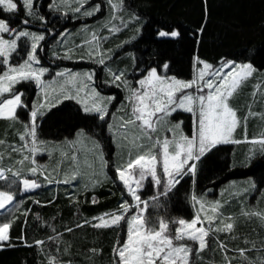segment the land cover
Returning a JSON list of instances; mask_svg holds the SVG:
<instances>
[{
	"label": "trees",
	"instance_id": "trees-1",
	"mask_svg": "<svg viewBox=\"0 0 264 264\" xmlns=\"http://www.w3.org/2000/svg\"><path fill=\"white\" fill-rule=\"evenodd\" d=\"M16 2L18 10L13 13L0 11V19H5L16 31L26 29L42 33L45 39L38 45L41 65L52 62L54 68L63 66L56 57L69 54L61 53L57 48L50 51L55 45V38L69 28L99 19L107 8V0H92L91 4L99 2L101 8L96 16L87 18L81 12L72 10V14L68 13L65 5L59 9L51 8L50 5L58 0H35V15L29 16L22 0ZM116 2L119 5L117 22L121 30L112 36L107 46L113 56L112 61L117 63V67L125 68L126 75L140 78L151 68H157L160 75L189 80L198 60L213 67L225 61L251 63L257 71H264V0ZM161 31H176L179 35L175 38L160 37L158 33ZM28 52L29 42L22 38L10 63L15 65L22 62ZM49 56L53 57L50 61ZM165 63L168 64L167 70L162 67ZM79 64L66 65L77 67ZM25 86L29 91L23 103L28 110L35 91L33 84L22 82L15 89ZM117 91L121 95L120 90ZM8 97L10 95L5 94L0 99ZM262 98L250 105L252 85H247L231 98V107L240 121L235 140L238 143L216 146L199 161L190 162L189 165L197 164L195 173L187 174L186 165V174L177 176L173 186L166 184L155 187L152 182H144L145 190L141 193L145 197L141 201L157 199L160 217L170 228L177 225L179 218H192L193 211L189 203L192 192L201 194L232 179L248 177L254 180L257 189H264V151H261L259 143L251 142L264 139ZM249 106L250 111L245 117ZM26 115L27 111L18 109V117L22 116L27 121ZM6 122V119L0 120V129L3 130L0 142L8 147L19 142L22 124L17 122L13 128H9L4 127ZM38 123V139L50 144L69 140L78 131L99 139L92 130L93 125L99 124L105 139L103 148L107 152L106 177L93 188L81 189L72 184L58 183L56 186L52 184L50 189L17 196L20 201L17 209L8 217L0 216V222L11 223L9 239L0 242L3 245L0 247V264H49L50 255L56 258L57 264H117L114 248L118 241H124L125 222L110 227L93 226L100 223L99 218L109 217V213L122 212L121 205L125 202L132 204L116 175L111 156L114 147L110 136L105 133L106 122L99 123L96 115L83 113L76 103L67 100L39 117ZM244 130L247 131L245 139L241 137ZM1 152L5 154L7 150ZM56 158L53 155L49 159L50 163H56ZM36 179L43 182L39 177ZM232 221L237 223V220ZM260 226L258 222L243 225L242 231L238 229L232 232L234 236L237 234L235 241L229 240L225 234L210 236L208 247L198 254L193 252L190 264H226L225 260L230 261V264H243V260L231 257V253L237 254L240 249L247 250L251 262L258 263L259 258L264 256V238L260 239ZM52 237L55 239H50ZM36 241L44 243L37 245ZM221 244L229 248L226 247L225 251Z\"/></svg>",
	"mask_w": 264,
	"mask_h": 264
},
{
	"label": "rangeland",
	"instance_id": "rangeland-1",
	"mask_svg": "<svg viewBox=\"0 0 264 264\" xmlns=\"http://www.w3.org/2000/svg\"><path fill=\"white\" fill-rule=\"evenodd\" d=\"M91 1L92 0H88V2L81 7V5L79 4V0H65V2L61 4V6H67L69 11L68 13L70 14H72V10L75 11V8L81 7L80 12L82 16L88 18L96 16L99 11L95 12V14L92 16L83 15L84 11H91L96 5H99L101 8V4L99 2H94L91 4ZM74 4H76V7ZM114 4L118 5L116 0H111V2L110 0H107L106 11H104L99 19L94 20L93 22L86 25H77L73 28H69L68 31L61 33L55 38V45L51 47L50 51L52 52V50L57 48V50H59V52L61 53H69L56 57L58 63L63 64V66L54 68L53 65L55 64L52 62L41 65V58L38 54L37 48L39 63H34L33 66L36 68L48 69V71L42 77V80L45 82V87L42 90L39 86H37L35 81L29 82H31L35 88L31 106L37 104L38 102L43 103L45 96L49 98L59 97L61 101L60 103L67 100L73 101L79 106L83 113L96 115L99 119V123L104 121L106 122L105 133L110 136L112 145L114 147L111 156L113 157L116 175L119 179V172L117 171L118 168L119 170L125 172L126 177L131 175L133 177L132 187L136 191V194L140 197L139 201L133 200L131 194L127 190V187L123 184V181L119 179L123 184L132 203L129 205L130 211L128 213H123V211L119 213L125 216V240L127 232L126 221L130 219L132 215H139L146 221L145 230L147 229L149 224H155L157 226V230H159L158 224L163 220L159 214V202L157 201V199L153 200L152 198L141 201V198L145 197L142 194L145 190L144 182H152L153 186L157 187L168 184L167 182L169 177L163 173L162 163L158 162L157 179L160 180V183L157 184L156 181L151 178V176H146L143 181H140V187L137 188L135 181L139 180L138 169H127L126 167L127 163L131 159H134L136 155L143 154L145 151H148V145L151 143V141H149L148 138L145 137L139 129L138 125L141 122L137 121L135 125L125 123L129 119H134V117H132V103L128 99L130 93L122 81L126 80L128 82V85L132 89H139L140 85L138 81L144 78L147 73L144 77L140 78L126 75L125 68L117 67V63L112 61L113 56L110 53V49L107 45L110 43V39L112 38V36H114L121 30L117 22L118 8H113ZM114 28L117 30H113ZM36 34L43 35L42 33ZM2 38L10 40L13 38V34H2ZM28 42L30 51L31 42L29 40ZM78 55L80 56L79 58L76 57ZM101 57L104 59L103 64L97 62ZM51 58L53 57L49 56L48 60L50 61ZM2 59L3 58H0V61H2ZM67 63L80 64L77 67H72L67 66ZM223 63L224 62H222L221 64ZM221 64L213 67V69L219 68ZM10 65L13 64L10 63ZM7 67L8 66L0 63V74H2V72L6 70ZM202 67V63H196L194 74L191 79L183 81L189 82L197 78L198 70ZM229 71H231L230 68L226 67L223 69L224 73H227ZM60 72H72L81 74L91 73L93 79L92 81H87L86 79H84L83 82H81L82 78L78 77L76 81L73 82L71 81V77L67 75L64 77L58 76L57 73ZM113 74H123L122 80L113 83ZM233 75H235V72H233ZM209 78L210 77H206V79ZM230 79L231 77H229V80ZM253 80L257 82H254ZM200 83L202 84L203 82ZM18 84H16L14 88ZM85 85H87V87H85ZM117 85H119V87ZM247 85H252V102L250 103V105H254L256 100H258L260 97H263L262 102L264 105V71H254L251 76L240 83L239 87L235 90L233 95L236 93H240L241 90H244V87H246ZM81 88H83L84 90L78 92V90ZM92 89H95V91L98 92L101 97L105 98V103H107V98H113L111 99L110 103H107L108 113L103 120L99 118L98 113L85 112L83 110L84 104L82 103V101L86 100L88 104L91 105V103H93V101L96 99V97H94L91 93ZM117 90H120L121 95H119ZM17 91L23 93V102V99L28 94L29 88L25 86V88H20ZM185 91L195 93L196 87L194 86L192 89H186ZM204 91L207 92V89H204ZM5 94L10 95V97L8 98H11L12 96V94L10 93ZM66 95L74 96L75 98H65ZM233 95L229 98V104L231 102V98H233ZM60 103H58L56 106H58ZM250 107L251 106H249L245 117L248 116ZM18 109L20 108H17V112ZM22 109L25 112L27 111V121L23 120L22 116L18 117V119L16 120L0 117V120H7L4 127L9 126V128H13L14 125H17V122H20L22 124V131L18 135L19 142H17V144H13L12 146L7 147L5 144L0 142V150H7L5 154L0 151V173H2V175H0V191H10L13 195V201L11 203H6L4 209H0V216H10V214H12L19 206L20 201L19 199H17V196L22 195V181L25 178L29 180H36L38 183H40L41 187L37 190L39 191L40 189L45 190L47 188H52V184L53 186H56L58 183H64L63 181L66 178L69 180L68 184H72L73 187H78L81 189L89 187L93 188L106 177L105 166L107 163V152L103 148L105 139L102 136L101 129L98 127L99 124L92 126V130L98 134L99 139L92 138L83 131H78L69 140H62L53 144L38 139L39 141H42L44 143V150L38 151L36 154H30L28 147H25V145L30 146V138L25 137V140L23 141L20 139V137L25 133V125L31 124L30 109L27 110L26 107ZM50 109L45 106L42 111L46 113ZM177 123H179L180 128L176 131L182 132L183 135L191 138L194 132V117L191 113L185 112L182 109H177V111L171 113V115L167 117V120L165 122H162L157 126V132L151 133L152 140L160 141L161 145L164 139L171 140L174 133L172 131H169V129H171L172 126ZM110 125H112L111 128L109 127ZM122 125H124V127H121ZM238 125L232 134V139L234 141L237 138ZM0 128H2L1 125ZM2 132L3 130L0 129V134ZM80 133H83V136H80ZM246 136L247 131L244 130L241 137L245 139L247 138ZM1 139L3 140V138ZM93 142H95V145H98L99 147L96 148ZM251 142L253 144V141ZM16 149H19L20 151H16ZM172 150L173 148L170 147V152ZM53 155L57 156L56 163H50L49 161V159L52 158ZM25 156L28 157V160H24L23 163H19V161L23 160ZM73 156L76 157L75 161L71 159ZM253 157L254 155L251 156V158ZM32 160H35V164L31 163ZM190 162L193 161H189V163ZM30 167H37V173L35 175H32L30 173ZM38 177L41 178L43 182H39L36 179ZM46 177H48V179H46ZM176 177L177 175L175 174V172H173V183L169 186L174 185L177 180ZM49 180H51L52 182L50 183ZM37 191L28 192L27 194H33ZM193 197H195L196 199L194 200ZM189 203L193 211L192 218L189 220L185 218H179L177 225L174 228H170L169 226L173 234L175 232V228L180 227V219H184L186 223H190L192 219L197 218L198 214L199 221L196 225L197 228L203 226L207 229L209 221L205 219V217L213 218L211 221L213 228L210 230L209 236L205 238L207 241V247L209 244L210 236L213 237L216 236V234H225L226 236H228L229 240L235 241V236H237V234L235 236L234 234L232 235L233 231L237 232L238 229L239 231H242L243 225H254V223L256 222L261 224L260 227L262 230H260V239L264 238V189H257L255 182L251 177L243 179H232L222 186L209 188L201 194L192 192L189 198ZM214 205L219 206L214 210ZM245 213L254 214L246 215ZM104 219L111 220L112 217L109 216ZM232 220H237V223L233 222ZM229 223L232 224L231 230H217L218 228L224 229ZM237 225H239L240 227L238 228ZM188 243L191 244L192 242L189 241ZM192 246L194 248L193 252L194 254H196L195 249L199 246L198 244H193ZM225 246L228 247L227 245ZM204 249H206V247ZM262 252L264 253V250ZM236 253L237 254L231 253V257L243 260V264H249V262H251V258L249 257L247 251L246 259L244 256H241L238 251ZM261 261H264V256L259 258L258 263L251 262V264H261Z\"/></svg>",
	"mask_w": 264,
	"mask_h": 264
},
{
	"label": "snow or ice",
	"instance_id": "snow-or-ice-1",
	"mask_svg": "<svg viewBox=\"0 0 264 264\" xmlns=\"http://www.w3.org/2000/svg\"><path fill=\"white\" fill-rule=\"evenodd\" d=\"M65 0H59L50 5L53 9H59ZM88 0H79L81 7L87 3ZM111 2V0H110ZM35 0H22V5L25 8L29 16L35 15L33 12ZM81 7H77L74 10L76 12L81 11ZM119 5H113V8H118ZM18 10V4L16 0H0V11L13 13ZM100 11V6L96 5L91 11H84L83 15L92 16L95 12ZM42 19V17H41ZM27 23V21H24ZM117 30V29H113ZM12 33V39L2 38V34ZM160 37H172L175 38L179 35L176 31L171 32H159ZM22 38H27L30 43V51L27 54V58L22 62L10 65V58L13 53L17 51L18 42ZM45 37L36 33L29 32L27 30L16 31L10 27V23L5 19H0V58H3L0 63L8 66L6 70L0 74V96L5 93H11V98L0 99V117L8 118L11 120L18 119L17 108H25L27 105L22 102L23 93L18 92L14 86L21 82L35 81L37 86L42 90L45 87V82L42 80L44 74L48 71L46 68H36L34 63L38 64L39 59L37 56V48L40 41H43ZM71 58V57H66ZM103 64L104 59L101 57L97 61ZM198 64H203V67L198 70L197 78L192 81L185 82L175 77H166L158 74L157 68H151L147 71V75L138 81L140 88L132 89L126 80H123L125 87L128 89L130 95L129 101L132 103V117L125 123L135 125L137 121L141 122L138 127L145 137L148 138L151 143L148 145V151L143 154H138L134 159H131L126 167L127 169L138 168L139 180L135 181L137 188L140 187V181H143L146 176H151L157 184L160 180L157 179V164L162 163L163 173L169 177L168 185L173 183V172L177 176H181L185 173V166L188 165L187 174H194L197 168L196 163L189 165V161H199L202 159L208 151L220 144L238 143L232 139V134L239 124L236 111L229 104V98L233 95L235 90L239 87L245 79L252 75L255 70L251 63L236 64L232 61H225L219 68L213 69V66L203 61H197ZM163 69H168V64H163ZM230 68L231 71L224 73V68ZM235 72V75H233ZM58 76L71 77V81H76L78 77L82 78V81H92L93 77L91 73H72V72H60ZM123 74H113V83L122 80ZM206 77H210L206 79ZM229 77L231 79L229 80ZM200 82H203L202 84ZM119 87V85H117ZM196 87V92H186V89H192ZM87 87V85H85ZM207 89V92L204 91ZM81 88L78 90L83 91ZM91 93L96 99L88 104L86 100L82 101L84 104L83 110L85 112H95L99 114V118L103 120L108 113L107 103L111 102L113 98L101 97L95 89L91 90ZM65 98H75L74 96H65ZM59 97L49 98L44 97L43 103H37L30 108L31 124L25 125V133L20 137L23 141L25 137L30 138V146L28 147L30 154H36L38 151L44 150V143L38 140L37 129L39 127L38 117H42L45 113L42 109L47 106L49 109L55 107L60 103ZM182 109L185 112L191 113L194 117V132L189 138L183 135L182 132H177L180 128L179 123L172 126L169 131L174 133L173 138L164 139L162 145L160 141H153L151 133L157 132V126L167 120V117L171 113ZM110 128L112 125L109 126ZM121 127H124L122 125ZM83 136V133L79 134ZM94 146L98 148V145ZM259 143L261 151H264V139L259 141H253V144ZM159 146V147H157ZM170 147L173 150L170 152ZM155 150V154H154ZM16 151H20L16 149ZM75 161L76 157L71 158ZM24 160H28L25 156L19 163H23ZM35 164V160L31 161ZM32 175L37 173V167H30L29 169ZM119 172V179L123 181V184L127 187L128 192L131 194L132 199L139 201L140 197L136 194V191L132 187L133 177L131 175L125 176V172L117 169ZM2 175V173H0ZM74 178V177H73ZM48 179V177H46ZM51 183L52 181L49 180ZM64 183H68L66 178ZM23 190L30 191L41 187V184L36 180L23 179ZM195 200L196 198L193 197ZM13 201V195L10 191H0V209H4L6 203ZM219 205H214L213 208H217ZM123 213H128L130 207L125 202L121 205ZM246 215H252L254 213H245ZM112 217L111 220H105L103 217L99 218L100 223L94 224V227H110L112 225H118L125 220L123 214L109 213ZM209 221L208 228L201 226L196 227L199 221V215L197 218L192 219L190 223H186L184 219L179 220L180 227L175 228L173 234L169 225L164 222H159L157 226L155 224H149L145 230L146 221L139 215H132L130 219L126 221L127 232L126 239L121 243L117 242V247L114 248V253L118 257L117 264H190V257L193 253V244H198V248L195 252L198 254L207 247L206 237L209 236L210 230L213 228L211 223L212 217H205ZM87 223V221H86ZM79 226V225H78ZM11 227L10 222H0V242L7 241L9 239V229ZM232 229V224L229 223L224 229L229 231ZM71 231V229H69ZM50 239H55L52 237ZM191 241L192 243H188ZM43 241H36L35 244L43 245ZM0 243V247H2ZM31 246V245H29ZM226 251V246L221 245ZM241 256L246 259V251L244 249L237 250ZM49 264H57L56 258L50 255ZM226 264H230V261L226 260ZM251 264V262H249ZM264 264V261H261Z\"/></svg>",
	"mask_w": 264,
	"mask_h": 264
},
{
	"label": "water",
	"instance_id": "water-1",
	"mask_svg": "<svg viewBox=\"0 0 264 264\" xmlns=\"http://www.w3.org/2000/svg\"><path fill=\"white\" fill-rule=\"evenodd\" d=\"M39 188H37V189H33V190H30V191H24L23 190V186H22V195H26L28 192H33V191H37Z\"/></svg>",
	"mask_w": 264,
	"mask_h": 264
}]
</instances>
